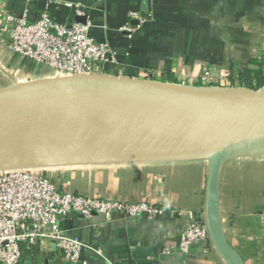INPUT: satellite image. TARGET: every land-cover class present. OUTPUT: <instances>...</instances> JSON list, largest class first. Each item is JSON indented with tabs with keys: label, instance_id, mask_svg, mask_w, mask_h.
I'll return each mask as SVG.
<instances>
[{
	"label": "crops",
	"instance_id": "crops-1",
	"mask_svg": "<svg viewBox=\"0 0 264 264\" xmlns=\"http://www.w3.org/2000/svg\"><path fill=\"white\" fill-rule=\"evenodd\" d=\"M67 3L83 7L85 16L76 17ZM24 10L30 22L43 11L68 23L87 17L90 35L109 43L121 63L117 74L108 76L188 85L207 66L218 84L221 76L251 68L253 59L264 56V0H0V12L21 16ZM6 38L7 31L0 29V90L52 78L42 66L9 51ZM204 151L195 158H205ZM176 157L191 154L149 159ZM139 160L148 159L131 161ZM207 172L204 160L119 162L73 172L64 177L62 188L55 185L91 197L191 210L207 218ZM218 200L229 247L243 264H264L259 217L264 209V155L223 160ZM185 224L186 217L177 212L129 219L71 215L62 228L100 248L114 264H226L210 238L206 250L193 247L187 254L177 253ZM82 258L87 264H105L87 253ZM18 264L72 263L50 245L43 251L24 249Z\"/></svg>",
	"mask_w": 264,
	"mask_h": 264
},
{
	"label": "water",
	"instance_id": "water-1",
	"mask_svg": "<svg viewBox=\"0 0 264 264\" xmlns=\"http://www.w3.org/2000/svg\"><path fill=\"white\" fill-rule=\"evenodd\" d=\"M79 22V18H75ZM244 128L245 133L206 158L60 161L71 143L182 123ZM256 138L259 145H245ZM264 155V89L256 92L196 89L107 75L55 77L0 90V170L46 163L204 160L210 239L226 264H243L220 222L218 174L223 160Z\"/></svg>",
	"mask_w": 264,
	"mask_h": 264
},
{
	"label": "built area",
	"instance_id": "built-area-1",
	"mask_svg": "<svg viewBox=\"0 0 264 264\" xmlns=\"http://www.w3.org/2000/svg\"><path fill=\"white\" fill-rule=\"evenodd\" d=\"M76 17L85 16L83 7L67 3ZM91 22H63L43 11L30 22L27 12L14 16L0 12V29L7 31L6 47L47 70L52 78L77 75L117 74L121 69L115 50L107 42L90 35ZM127 26L119 31H126ZM109 73V74H108ZM149 76H146L148 78ZM223 76L220 77L222 79ZM207 66H202L195 84H213ZM177 212L186 217L180 233L177 253L187 254L193 247L207 249L209 232L205 217L191 210H170L148 201L126 202L86 196L58 188L41 172L17 168L0 170V264H18L24 249L41 251L50 245L60 251L65 261L87 264L82 254L114 264L100 248L68 236L62 223L71 215L120 219L140 216L158 217ZM264 225V209L259 212ZM171 249L165 251L170 253Z\"/></svg>",
	"mask_w": 264,
	"mask_h": 264
},
{
	"label": "bare ground",
	"instance_id": "bare-ground-1",
	"mask_svg": "<svg viewBox=\"0 0 264 264\" xmlns=\"http://www.w3.org/2000/svg\"><path fill=\"white\" fill-rule=\"evenodd\" d=\"M244 133V128L234 125L208 124L199 126L197 123L189 122L156 126L71 143L59 150L53 158L60 161L136 160L183 155L194 152L195 149H199L195 150L196 152H204L206 149V158L224 149ZM197 138L204 139L197 140ZM258 145V140L253 138L246 143L245 148L254 149ZM195 157L197 156L165 159Z\"/></svg>",
	"mask_w": 264,
	"mask_h": 264
},
{
	"label": "rangeland",
	"instance_id": "rangeland-1",
	"mask_svg": "<svg viewBox=\"0 0 264 264\" xmlns=\"http://www.w3.org/2000/svg\"><path fill=\"white\" fill-rule=\"evenodd\" d=\"M246 70L247 69L245 70L242 69V70L228 72L227 74L223 75L222 79L219 78L222 82L221 83L219 82L218 84L217 83L215 84L212 82L213 84L192 83L188 85L179 84L178 86L190 87V88H196V89H213V88L220 89L221 88V89H226V90L228 89V90L245 91V92H256V91L264 89V69L262 70V73L260 75L261 76L260 80L256 79L253 75L249 76V78H246V79L239 78L246 72ZM147 81H150V80H147ZM201 139H204V138H197V140H201ZM195 150H199V149H195ZM195 150L194 152H188L187 154H183V155L188 156V154H191V156H194L196 155L195 153H200V151L196 152ZM204 154H205V151H204ZM109 164H113V163L111 162H68V163H61V164L46 163V164H39L30 169L43 173L48 178H50L54 182V184L61 187L64 177L65 176L71 177L70 174L73 172H83L86 170H91L93 168H97V167L105 166Z\"/></svg>",
	"mask_w": 264,
	"mask_h": 264
},
{
	"label": "trees",
	"instance_id": "trees-1",
	"mask_svg": "<svg viewBox=\"0 0 264 264\" xmlns=\"http://www.w3.org/2000/svg\"><path fill=\"white\" fill-rule=\"evenodd\" d=\"M251 68L247 67L246 72L239 78H249V76H254L256 79H261V73L262 70L264 69V56H261L258 59H253L252 62L249 64Z\"/></svg>",
	"mask_w": 264,
	"mask_h": 264
}]
</instances>
